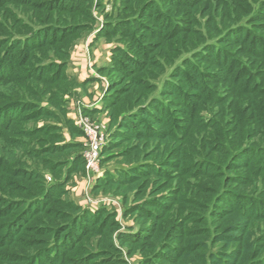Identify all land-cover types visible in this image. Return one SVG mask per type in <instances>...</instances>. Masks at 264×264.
Returning a JSON list of instances; mask_svg holds the SVG:
<instances>
[{"label":"trees","instance_id":"1","mask_svg":"<svg viewBox=\"0 0 264 264\" xmlns=\"http://www.w3.org/2000/svg\"><path fill=\"white\" fill-rule=\"evenodd\" d=\"M85 1L46 5L55 11ZM132 5L141 8L137 17L102 31L120 30L129 41L127 47L111 50L113 66L100 99V112L108 117L100 165L122 162L105 168L92 189L121 196L123 216L135 222L124 231L108 206L84 208L61 199L71 175L84 170L77 141L82 133L67 117L77 90L58 84L68 78V56L26 65L37 60L35 51L56 44L58 33L69 35L81 26L61 29L45 23L33 33L0 32V264H127L119 258L123 249L127 257L140 255L136 264H178L181 250L169 238L190 236L189 222L202 234L207 217L215 225L231 211H238L243 221L232 239L237 249L227 255L239 264L250 248V264H264L259 258L264 245V39L254 32L264 31V25L249 20L264 18V0H238L231 12L220 6L228 12L227 28L182 58L150 99L147 91L153 88L133 75L159 64L155 55L164 43L173 39L172 45H180L184 24L194 23L186 19H193L196 8L193 0H133ZM208 19L212 27L214 18ZM150 37L160 42H146ZM249 40L245 62L237 60ZM160 57L168 63L165 55ZM104 69L98 73L104 75ZM89 80L95 81L71 79L80 88ZM24 122L33 126L19 129L17 124ZM250 171L258 172L259 189L243 176L251 177ZM45 172L53 182L46 183ZM233 185L250 191L231 190ZM172 208L168 234L161 219ZM220 258L218 264H231Z\"/></svg>","mask_w":264,"mask_h":264},{"label":"rangeland","instance_id":"2","mask_svg":"<svg viewBox=\"0 0 264 264\" xmlns=\"http://www.w3.org/2000/svg\"><path fill=\"white\" fill-rule=\"evenodd\" d=\"M49 1L52 0H31V3H29L30 1L28 0H25V3H22L21 0H17L13 4H10V2L6 0H0V32L7 30L9 33L11 31H16L18 34L28 32L33 33L34 29L45 23H47L45 26H55L61 29L66 26H81L75 30L74 33L69 35L65 34L64 31L59 30V32H62L57 34L59 40L56 44L35 51L33 55L37 57L38 61L36 59L33 61L29 59L26 62V65L32 67L42 62H58V60L62 59L65 54L66 57L68 56L66 60L68 67L64 74L66 77L68 76V78H70V81L67 78L65 82H58V84H63V89L69 87L71 91L77 90L78 97L74 99L73 97H70L72 98L71 103L74 104L73 111L70 110L71 105H67V117L74 123V113L77 108V103L82 101V96L87 97L89 101H92L94 97L99 94L100 97L97 98V102L100 104V99L106 90V82L108 80L107 71L113 66L111 61V50H114L117 47L125 48L129 42L128 36L125 37L122 36V34H119L120 30H114L115 33H113V31H110V28H107L106 31L102 32L103 28L105 26L110 27L112 24H116V22L120 20L126 21L130 17H137V15L140 14L141 8H136V3L135 5H132L133 0H86L81 3L80 6L65 5V7H59L60 9L54 11L51 3L46 5V2ZM193 2L195 3L193 9L196 8L195 12H193V19H186L183 16L184 13L178 11V15L183 16L187 22L194 20V23L189 22L184 24V27L187 30L179 37L180 45H172L174 41L173 39L164 43L161 47L162 51L160 55H155L159 64L149 67L144 73H135L133 75V78L140 79L146 87L153 88L147 91L149 99L152 98L154 94H158L162 83L168 79L172 71L181 63L182 58L186 55L189 56L193 49L194 51L196 49L201 50L200 46L202 44L206 45L209 42H214V35L227 28L228 21L224 19V16L228 12L225 9L222 10L220 6H225L227 9L230 8V12L232 9L238 8L236 7L238 0H193ZM142 3L143 2H141V4ZM42 5L44 7H41ZM43 9H47L49 12L43 11ZM183 9L184 8L181 10ZM185 10V12H188L187 9ZM180 13L183 14L181 15ZM89 16L92 17L93 22L88 19ZM211 17L214 18V25H212V27L208 24V20H210L208 18ZM249 20L250 24L264 25V18H253ZM145 21H148V19H145ZM188 27L191 28L192 31H189ZM205 30L210 32L206 33L207 35H204ZM254 32L258 36H262L264 39V31H256L254 29ZM197 34H200L201 37L198 38ZM49 39L50 37H48L47 40ZM159 40L160 39L157 37L156 39L150 37L146 42L153 41L159 43ZM248 43L247 46H244L245 48H241L242 54L240 53L241 55L238 57L236 56L237 60L245 62L243 56L245 50L250 47V40ZM237 47L238 45L233 46L232 50H236ZM130 54L135 55L132 51ZM164 55L166 56L168 63L162 61L163 59H161L160 56L164 57ZM102 67H106V69H104V71H106L104 72V75L98 73ZM85 77L90 79L94 78L95 81L89 80V83H87L84 88L76 87L71 81V79H76L78 82H82L86 79ZM242 80L244 81L245 79L243 78ZM225 87L227 88V85ZM66 97L67 96H65V98ZM97 114L88 117L91 121L101 124L103 123L107 126L108 117L104 115V113L100 115ZM204 116L208 117L207 114ZM17 125L19 129H25L33 126V123L24 122ZM60 126L63 128L61 129V135L64 139L68 138L65 130L66 128L63 127V125ZM77 141L82 144L81 153L84 152L83 137H78ZM22 158H24V156ZM119 162L122 161L112 160L103 166L100 165L101 174L105 168H109L110 170L114 169ZM244 174L245 175L243 176L248 180L249 185L254 186L257 189L260 188L259 182H262V180L258 177V172L250 171V174L252 175L251 177L248 173ZM44 175L46 183H51L47 181V178H50L53 182L54 177L50 173L45 172ZM95 180L91 177L90 182H88L84 170L73 173L67 184L64 186V191H67V194L61 196V199L73 201L84 208H100L102 206H108L106 207L107 212L112 216L113 220L120 224L121 228L119 231H124L127 227L134 226L135 222L132 219L123 216V206L119 194L109 192L103 193L101 191L93 193L92 189ZM233 188H236L238 192L250 191L245 190V186L238 185L234 187L233 185L231 190ZM173 208L171 211H167L164 214L163 219H161V228H163L165 232H168V234H171L169 227L172 226L173 222V218L170 216ZM242 218L243 216H241L238 211H231L228 215L221 217L220 221L215 225L212 223L211 219L207 217L206 225L203 228L205 232H201L202 234L198 231L200 229H196L192 222H189L186 225L190 231V236L187 238L181 236L174 238L170 235L171 237L169 239H171V244L177 246L181 250L182 255L179 258L178 264H218V257L224 258V260L230 259L231 264H233L234 260L232 257L229 258L227 254L232 253L233 256L235 249H237V243L232 241V239L238 236L234 230L236 229L237 224L243 221ZM254 229L252 228L251 230ZM260 229L262 230V227H260ZM259 234L260 232L257 233V235ZM251 241L252 237L249 242ZM94 242H96V240H94ZM247 250L248 251H245V257L240 259L239 264H250L252 259L250 258V248ZM122 251V253L120 251L122 255H120L119 252L115 254L120 255L119 258L125 260L127 264H136L141 259L140 255L137 254L127 257L125 250L123 249ZM189 251H191V253H189ZM259 258H264V245L262 254Z\"/></svg>","mask_w":264,"mask_h":264},{"label":"built area","instance_id":"3","mask_svg":"<svg viewBox=\"0 0 264 264\" xmlns=\"http://www.w3.org/2000/svg\"><path fill=\"white\" fill-rule=\"evenodd\" d=\"M88 107L83 102L77 103V108L74 113V125L82 133L84 139V152H82L84 173L87 181L90 182L91 177L95 180L101 174L100 152L106 144L108 134L106 124L91 121L83 113V110ZM47 181H50V178H47Z\"/></svg>","mask_w":264,"mask_h":264},{"label":"crops","instance_id":"4","mask_svg":"<svg viewBox=\"0 0 264 264\" xmlns=\"http://www.w3.org/2000/svg\"><path fill=\"white\" fill-rule=\"evenodd\" d=\"M86 78V77H85ZM95 84V83H94ZM98 97H100V95L98 94L97 96H95L94 97V99L92 100V101H89V99L87 98V97H84V96H82L81 97V99H82V101H80V102H83V104H86L87 106H89L88 108H87V110H97L98 111V114L97 115H100V114H102L101 112H100V104H99V102H97V98ZM73 103H71V101L69 102V106L71 105V108H70V110H72L73 109V106H74V104L72 105ZM73 111V110H72Z\"/></svg>","mask_w":264,"mask_h":264}]
</instances>
